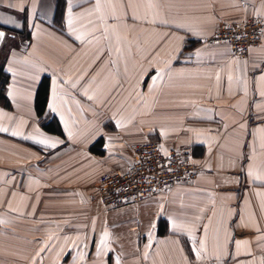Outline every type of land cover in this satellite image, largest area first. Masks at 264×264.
<instances>
[{"label": "crops", "instance_id": "0c3cea01", "mask_svg": "<svg viewBox=\"0 0 264 264\" xmlns=\"http://www.w3.org/2000/svg\"><path fill=\"white\" fill-rule=\"evenodd\" d=\"M58 1L0 0V17L20 25L0 28L30 38L0 46L10 76L9 106H0V264H262L264 179L254 177L264 176V35L242 59L204 41L221 23L264 21V0H100V11L96 0H71V27L65 0L56 16ZM146 140L188 146L197 178L104 207L99 176L125 171L130 146Z\"/></svg>", "mask_w": 264, "mask_h": 264}, {"label": "built area", "instance_id": "2783aa9c", "mask_svg": "<svg viewBox=\"0 0 264 264\" xmlns=\"http://www.w3.org/2000/svg\"><path fill=\"white\" fill-rule=\"evenodd\" d=\"M262 29L264 21L257 17L224 22L205 39L204 44H226L232 56L246 58L260 45L264 35ZM29 43V39L22 40L21 46L27 47ZM130 150L133 161L125 171L104 172L98 178L96 196L106 208L139 204L177 185L193 182L201 169L192 160L188 146L163 150L159 142L146 140L133 143Z\"/></svg>", "mask_w": 264, "mask_h": 264}, {"label": "snow or ice", "instance_id": "6c2138e0", "mask_svg": "<svg viewBox=\"0 0 264 264\" xmlns=\"http://www.w3.org/2000/svg\"><path fill=\"white\" fill-rule=\"evenodd\" d=\"M65 4H66V8H67V14H66V22L68 24L69 27L72 26V23H73V11H72V3H71V0H65ZM14 7V6H13ZM95 9L96 11H100L101 9V3H100V0H96V4H95ZM21 12L25 11V9L21 8L20 9ZM33 11H35V9H33ZM63 18V17H62ZM114 19H118V17H113ZM131 19L133 21L139 19V17L137 15H133L131 17ZM3 24H14L17 28L20 27L19 23L17 22L16 19H13L12 17H8L7 19L3 18V17H0V25H3ZM262 31H264V29H262ZM3 39H6V34L4 31H0V40H3ZM77 40L81 39L80 36H77L76 37ZM219 78V77H218ZM155 79V78H153ZM229 81L232 80V76L229 75L228 77ZM258 79L260 80H264V75L260 76ZM52 99H53V102L52 103H49L47 105V107L55 112L56 111V107H55V99H56V81L53 80L52 81ZM73 87H75V85H73ZM245 92H247V88L245 87ZM260 95L262 97H264V91H261L260 92ZM257 107H260V105H257ZM241 127H244L243 125H241ZM8 129L7 128H2L0 127V132H7ZM257 131H264V129H257ZM12 136H17V135H20V133L16 132V131H13L11 133ZM69 135H71V132H69ZM25 139H31V140H34L36 143L40 144V145H44L46 147H56L57 143L59 141H50L49 139H47L46 137L45 138H40V139H37L35 136H28V137H25ZM249 176H253V172L250 170L249 171ZM256 180H261V179H264V176H255L254 177ZM175 227V225H173ZM242 227H246L247 225H241ZM153 227H157V225H153ZM205 228H207V226H205ZM108 233L105 232L104 236L107 237ZM243 242L240 241V240H237L236 241V246L237 248L239 249L241 247V244ZM101 244H104V239L102 238L101 239ZM204 249V241L201 240L200 241V246H199V249H194V251L196 252V257L197 259L200 258L201 256V252L203 251ZM217 259H219V257H217ZM117 264H119V262L117 261ZM262 264H264V262H262Z\"/></svg>", "mask_w": 264, "mask_h": 264}, {"label": "trees", "instance_id": "16d2710c", "mask_svg": "<svg viewBox=\"0 0 264 264\" xmlns=\"http://www.w3.org/2000/svg\"><path fill=\"white\" fill-rule=\"evenodd\" d=\"M64 2L63 0H59L57 3V8H56V16L60 15L62 10H63ZM258 18V17H257ZM261 19V18H260ZM225 23H230V22H225ZM6 31L7 36L9 38H14V39H19V40H25V39H30L29 38V33L25 31V29L17 30L13 28H2ZM216 30V29H215ZM10 81V76L9 74L4 70V68L0 65V106L2 107H8L9 102L6 98V87ZM47 95H48V78L43 77L42 80L40 81L36 93H35V99H34V109L35 112L38 116H41L44 114L45 109H46V101H47ZM42 126L45 129L51 130L53 127L51 126V122L48 123H43ZM101 144V141H98L97 144L93 145L90 150L91 151H97L95 150V146H99ZM192 158V155H191Z\"/></svg>", "mask_w": 264, "mask_h": 264}, {"label": "water", "instance_id": "95a60500", "mask_svg": "<svg viewBox=\"0 0 264 264\" xmlns=\"http://www.w3.org/2000/svg\"><path fill=\"white\" fill-rule=\"evenodd\" d=\"M0 31H4L5 34H6V36H7V33H6V31H5L4 29L0 28ZM3 40H4V39H3ZM3 40H0V46H1L2 42H3Z\"/></svg>", "mask_w": 264, "mask_h": 264}]
</instances>
